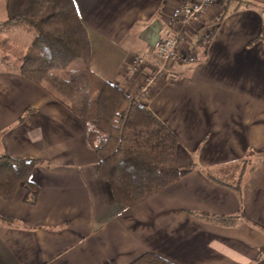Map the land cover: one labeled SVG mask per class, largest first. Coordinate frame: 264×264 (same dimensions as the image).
Segmentation results:
<instances>
[{
    "label": "crops",
    "instance_id": "0c3cea01",
    "mask_svg": "<svg viewBox=\"0 0 264 264\" xmlns=\"http://www.w3.org/2000/svg\"><path fill=\"white\" fill-rule=\"evenodd\" d=\"M179 1L74 0L94 73L140 91ZM243 1L257 6L216 0L204 15L214 32L203 59L176 64L179 79L140 95L178 136L183 174L131 207L99 176L86 121L18 71L32 32L0 30V42L22 53L14 65L0 57V154L34 159L30 180L39 189L35 203L24 185L11 200L0 195V216L11 219L0 221V264H129L145 253L174 264H264V0ZM7 18L0 0V21ZM137 56L147 64L129 74ZM244 158L240 195L206 175L226 179Z\"/></svg>",
    "mask_w": 264,
    "mask_h": 264
},
{
    "label": "trees",
    "instance_id": "16d2710c",
    "mask_svg": "<svg viewBox=\"0 0 264 264\" xmlns=\"http://www.w3.org/2000/svg\"><path fill=\"white\" fill-rule=\"evenodd\" d=\"M5 1L8 18L0 21V30L26 27L32 32V41L19 59L18 71L86 121L87 144L99 157L98 174L110 183L115 200L128 207L135 206L176 182L183 174L177 161L178 136L135 94L94 73L88 28L74 0ZM240 5L257 6L251 1L238 0ZM249 162L248 158L242 160L235 183L210 172L206 175L240 195ZM33 163L34 159L0 154L3 198L13 199L18 187L24 185L30 192L27 199L35 203L39 189L30 180ZM218 218L227 224L235 220L231 216ZM0 221L11 219L0 216ZM129 264L174 263L145 253Z\"/></svg>",
    "mask_w": 264,
    "mask_h": 264
},
{
    "label": "built area",
    "instance_id": "2783aa9c",
    "mask_svg": "<svg viewBox=\"0 0 264 264\" xmlns=\"http://www.w3.org/2000/svg\"><path fill=\"white\" fill-rule=\"evenodd\" d=\"M215 3L216 0H181L172 8L153 55L155 70L144 78L140 91L132 94L139 99L140 95H149L164 78L179 79L181 74L175 70L176 64H194L203 59L214 32V28L204 23V15ZM147 60L145 56H137L127 72L138 73Z\"/></svg>",
    "mask_w": 264,
    "mask_h": 264
},
{
    "label": "rangeland",
    "instance_id": "374dc122",
    "mask_svg": "<svg viewBox=\"0 0 264 264\" xmlns=\"http://www.w3.org/2000/svg\"><path fill=\"white\" fill-rule=\"evenodd\" d=\"M28 36L30 37V34ZM15 45H17V44H11L10 41H8V40L0 42V53L4 52V53L0 54V57L2 58V60H6V59H8V57H9V59L12 58L11 62L9 63L11 65H14L12 63L18 64L16 59L20 58V56L22 55L21 50H18ZM12 54H14V55H12ZM241 169H242V165H240L239 167L238 166L235 167L231 171V173H228V175H224V176H226L225 180L227 182H230V183H235L237 181L238 176H239L238 173L241 171ZM223 179H224V177H223Z\"/></svg>",
    "mask_w": 264,
    "mask_h": 264
},
{
    "label": "water",
    "instance_id": "95a60500",
    "mask_svg": "<svg viewBox=\"0 0 264 264\" xmlns=\"http://www.w3.org/2000/svg\"><path fill=\"white\" fill-rule=\"evenodd\" d=\"M28 162H30V160H28Z\"/></svg>",
    "mask_w": 264,
    "mask_h": 264
}]
</instances>
